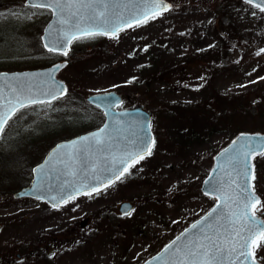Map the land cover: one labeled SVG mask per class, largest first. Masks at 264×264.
Returning <instances> with one entry per match:
<instances>
[{
  "label": "rangeland",
  "instance_id": "rangeland-1",
  "mask_svg": "<svg viewBox=\"0 0 264 264\" xmlns=\"http://www.w3.org/2000/svg\"><path fill=\"white\" fill-rule=\"evenodd\" d=\"M168 1L171 11L118 39L82 38L61 57L42 46L48 9L0 0V71L68 60L60 78L76 95L115 90L125 106L143 103L154 112L155 133L152 154L121 182L54 207L13 193L30 182L33 166L56 142L98 128L101 118L68 107L74 94L19 111L0 140V259L14 258L3 249L20 237L37 254L24 264H141L216 203L201 186L215 154L236 135L206 113L184 121L182 109L207 102L213 92L248 97L242 131L264 133V52L256 54L264 48V13L242 0ZM254 169V190L264 202V156L254 158ZM123 201L134 204L129 216L118 211ZM260 257L264 247L257 252L264 263Z\"/></svg>",
  "mask_w": 264,
  "mask_h": 264
},
{
  "label": "snow or ice",
  "instance_id": "snow-or-ice-1",
  "mask_svg": "<svg viewBox=\"0 0 264 264\" xmlns=\"http://www.w3.org/2000/svg\"><path fill=\"white\" fill-rule=\"evenodd\" d=\"M242 2L254 9H258L260 13H264V0H242ZM25 6L48 9L57 17L56 22L61 27L49 31L48 41L44 44V47L50 53H59L64 56L68 55V46L75 40L98 35L118 39L119 33L124 31L125 27L131 28L134 25L140 26L146 24L150 19H156L173 8V5L166 2V0H148L146 3L131 6L133 11L139 13V16H134L131 20H128L125 19L122 12L112 11L121 7L120 5L105 3L104 0H26ZM123 7L129 8L130 6L123 5ZM84 10H90V14L85 15ZM251 15L256 16L257 13L252 12ZM82 25L88 26L83 27ZM261 52H264V48L256 54L260 55ZM59 67L60 65L55 66L56 69H59ZM0 79L7 80V77L0 76ZM14 79L19 80V78ZM260 79H264V77H260ZM48 80L52 82L51 86L46 91L42 90L40 93L42 96L49 97L47 101L31 94L25 95V89L22 87L18 90L12 87L11 84H7L11 98L7 99L6 104L0 105V108L3 109V111H0V133H3L8 121L19 109L30 104H50L52 100L66 93L67 89L63 88L57 93L52 73H48ZM131 82L132 80H129L126 83ZM113 87L116 86L114 85ZM28 92L30 93L31 89H28ZM2 99H4V93L0 89V100ZM118 105L119 101L111 100L109 101L108 108L112 109ZM107 114L106 112L105 115ZM116 122L118 123V121ZM107 128L108 126L105 125V128L100 129L98 133L83 137L80 141H74L72 145L68 146L70 149H75L76 152L75 156L69 152L68 160L60 161L64 164L63 175L77 176L78 174L74 160L78 159L83 153L77 148V144L84 145V151L89 152L86 159L93 160V165H90L93 179H99V174L111 173L107 179L102 181L104 187L119 180L139 160L144 159L146 155L150 156L152 154L151 147L148 145H154L155 141L150 140L146 143L144 138L138 137L137 142H135L136 146L140 148L138 153L125 151L119 157L111 154L105 160V166L98 170L95 166L94 153L90 152V146H106L108 139L106 136ZM232 144L236 146L238 140H233ZM221 155L226 156L225 163L236 173V176L241 178L242 182H238L231 172L226 173L228 176L227 181L217 177H209L205 181V184L209 185L205 191V195L213 194L215 199L220 201V203L207 214L203 226L202 222L192 225V229L199 230L202 239L200 236H197L195 240L185 244L183 248L176 245V240L167 246L165 251H169L175 246L173 256L178 259L174 260L173 264H224L225 259H227L228 264H257V252L264 247V220H259L256 216V213L260 210L258 206L261 205V200L254 192L252 181H255L256 176L251 160L256 155L264 156V146L257 147L252 140H247L244 143H240L234 149H225V152ZM121 165H123L122 168L120 167ZM220 168L223 170L224 165H220ZM215 171L213 169V172ZM40 172L44 173L43 167H41ZM74 185L75 182L63 185L60 191L63 192L65 187H74ZM226 185L228 187L235 186L232 188L233 196L231 198L225 196ZM36 190H40L39 185ZM99 190V187H95L85 194L91 195L92 191L98 192ZM75 191L79 193L80 189L76 188ZM37 198L39 199V197ZM52 199L55 200L56 197L54 196ZM72 199H75V196L72 193H68L61 198V202L67 204ZM230 203H235L240 211L237 213L230 210L228 215H225L221 210L225 208L230 209ZM53 206L55 207L56 205ZM125 214L129 215L130 210L126 211ZM210 218L213 220L212 223L207 222ZM217 225L219 226L217 231L213 235H209L208 232ZM219 228H223L224 233H221ZM221 236H226V239L221 240ZM176 239L179 240L180 237ZM225 247H227V252H225ZM155 259L160 258L157 257ZM260 259L264 260V257H260Z\"/></svg>",
  "mask_w": 264,
  "mask_h": 264
},
{
  "label": "water",
  "instance_id": "water-1",
  "mask_svg": "<svg viewBox=\"0 0 264 264\" xmlns=\"http://www.w3.org/2000/svg\"><path fill=\"white\" fill-rule=\"evenodd\" d=\"M104 2L113 5H120L121 7L113 9L112 11L122 12L125 16V19L131 20L134 16H139V13L133 11L131 6L146 3L148 2V0H104ZM166 2L170 3L168 0H166ZM123 5H129L130 7L124 8ZM84 14L89 15L90 10H84ZM56 21H57V17L52 13V18L44 28L43 35L41 37L43 45L48 41L49 31L59 29L61 27L59 24H57ZM82 26L87 27L88 25H82ZM70 45L68 46V49ZM67 64L68 62L64 61V62H56L48 67L41 69L0 72V76L7 77V80L0 79V89H2L4 93V99L0 100V105L6 104L7 99L11 98L7 84H11L12 87L17 88L18 90L22 87L25 89V95L31 94L37 96L39 99H43L47 101L49 97L42 96L40 95V93L42 90L46 91L51 86L52 82L48 80V73H52L54 76L55 88L57 93H59V90L61 88L67 89L66 93L62 96H58L57 99L66 96L68 92L67 84L64 80L58 77V74L63 68L67 66ZM56 65H60L59 69L55 68ZM14 78H19V80H16ZM28 89H31L30 93L28 92ZM86 100L89 103L99 107L104 112V114L106 112L108 113L107 115H105V121L102 124V126L95 130L78 135L72 139L58 142L47 153L43 161L33 168V180L31 181V184L16 192L14 194L15 198L32 197L38 199L37 197H39V200H44L49 204H51L52 206L53 205L58 206L60 204H63L61 202V198L63 196H66L68 193H72L76 197L85 194L88 191H91L95 187H99V188L104 187L102 181L107 179V177L110 176L111 173L99 174V179L92 178L90 165H93V160L86 159V157H88L89 155V152L84 151V145L77 144V148H79L80 151L83 153V155H81L78 159L74 160L75 166L78 169L77 176L63 175L62 173L64 171V164L61 163L60 161H67L69 152H71L73 156H75L76 150L70 149L68 147L72 145V142L74 141L78 142L83 137L90 136L93 133H98L100 129L105 128V125L108 126V128L106 129V136L108 137L106 141V146L103 147L99 145L90 146V152L94 153L95 166L97 167L98 170L102 169L105 166L104 162L109 158L111 154H115L117 157H119L123 155L125 151L138 153L140 151V148L137 147L135 143L137 142L138 137L144 138L146 143L150 140L155 139L151 126L153 112L150 110H146L144 104L136 103L131 108L118 109V107L123 104V98L115 91L90 94L89 96H87ZM111 100L119 101V105L115 108L109 109L108 104L109 101ZM0 111H3V109L0 108ZM116 121H118V123ZM2 135L3 133H0V138L2 137ZM233 140H238V144L236 146L232 144ZM247 140H252L257 145V147L264 146V133L240 132L237 136H235L231 140V142L225 148L220 150L214 156L213 167L210 173L208 174V176L203 181L201 187V191L204 195H205V191L209 187V185L205 184V181H207L209 177L223 178L225 181H227L228 176L226 175V173L231 172L232 176L235 179H237L238 182H242L241 178L236 176V173L232 171L230 166H228L225 163L226 156L221 154L225 152V149H234L235 147H238L240 143H244ZM148 146L152 148L153 144H149ZM49 161H51V163H49ZM251 164L254 168L253 159L251 160ZM220 165H224L223 170H221ZM41 167L44 168V173L40 172ZM120 167L122 168L123 165H121ZM213 169H215L216 171L213 172ZM72 182H75L74 187H65L63 192L60 191L61 186L71 184ZM38 185L40 187L39 191L36 190ZM234 187H235L234 185L232 187H228L226 185L225 187L226 197L231 198L233 196L232 188ZM76 188L80 189L79 193L75 191ZM255 194L261 200V197L256 192ZM54 196L56 197L55 200L52 199V197ZM207 196L214 197V195L211 193ZM218 203H220V201L217 200L213 207H215ZM213 207L207 213L201 216L199 219L191 223L175 238H173L162 250H160L157 254L153 255L142 264H173V261L178 259L177 257L173 256V252L175 251V246L171 250L165 251L167 246L170 245L172 241L176 240V245L183 248L185 244L195 240L197 236H200L199 230L192 229V225L197 222H202V226H203L205 217L213 209ZM129 210L130 213L133 211V204L131 202L127 201L121 203L119 211L123 215H126L125 212ZM230 210L232 212H237V213L240 211V209L237 207L235 203H230V209L225 208L222 209L221 211L225 215H228ZM256 216L257 219L264 220V218L261 217L260 215L256 214ZM207 222L212 223L213 220L210 218ZM222 223L224 222L222 221ZM218 227H219L218 225L214 227L211 231L208 232V234L213 235L217 231ZM219 231L221 233H224L223 228H219ZM177 237H180V239L177 240L176 239ZM200 238L202 239V236H200ZM225 239L226 236H221V240H225ZM225 252H227V247H225ZM157 257H159L160 259H155ZM224 264H228L227 259H225ZM257 264H261V263L257 261Z\"/></svg>",
  "mask_w": 264,
  "mask_h": 264
},
{
  "label": "trees",
  "instance_id": "trees-1",
  "mask_svg": "<svg viewBox=\"0 0 264 264\" xmlns=\"http://www.w3.org/2000/svg\"><path fill=\"white\" fill-rule=\"evenodd\" d=\"M224 42V41H223ZM223 52V50H221ZM220 51V53H221ZM226 52V51H225ZM228 52H226V56H229ZM222 56V55H221ZM76 95L72 89H70L67 97L64 99H72V95ZM249 98L248 97H243V98H236L232 100H228L226 97L221 96L215 92H213V95L207 102H199L197 105H195V108L192 110H187V109H182V116L181 119L184 121L190 120L193 121L195 118H197L201 113H206L210 115L213 118L214 123L222 122L227 125H231L235 127L234 134L239 133L243 129L241 128V119L246 117L248 115L249 105ZM75 107L77 109H83L88 115H93L96 117L101 118V122L103 120V114L102 112L85 102L84 96L82 94H77L75 96V101L74 103H71L68 105V107ZM176 108V107H173ZM172 110V109H171ZM175 111V110H174ZM173 112V111H171ZM236 120V125L230 123L233 121V119ZM125 179V178H124ZM123 178L119 181L121 182ZM260 210L258 213L264 217V205L263 202L260 206H258Z\"/></svg>",
  "mask_w": 264,
  "mask_h": 264
},
{
  "label": "flooded vegetation",
  "instance_id": "flooded-vegetation-1",
  "mask_svg": "<svg viewBox=\"0 0 264 264\" xmlns=\"http://www.w3.org/2000/svg\"><path fill=\"white\" fill-rule=\"evenodd\" d=\"M4 227H5V224L0 223V233L4 229ZM36 246L37 244H35V247ZM3 251H9L10 253L15 252L14 258L12 255L10 257L8 256V258L4 257V259L3 258L0 259V264H24L29 258L37 257V254H35L34 252L35 251L34 244L33 243L31 244L25 241V239H22L20 237H16L13 240V242L9 245V247L3 249ZM46 252L47 251H45L44 249L43 255L47 254ZM0 256H4V255L0 254ZM32 264H35V263L32 261Z\"/></svg>",
  "mask_w": 264,
  "mask_h": 264
}]
</instances>
